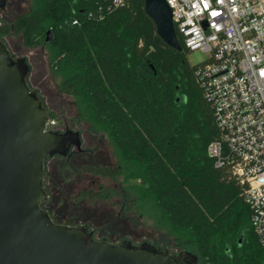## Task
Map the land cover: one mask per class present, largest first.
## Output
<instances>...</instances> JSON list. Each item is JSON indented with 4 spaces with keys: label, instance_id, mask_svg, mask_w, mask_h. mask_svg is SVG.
I'll return each mask as SVG.
<instances>
[{
    "label": "trees",
    "instance_id": "trees-1",
    "mask_svg": "<svg viewBox=\"0 0 264 264\" xmlns=\"http://www.w3.org/2000/svg\"><path fill=\"white\" fill-rule=\"evenodd\" d=\"M177 34L181 50L159 36L145 0L111 7L105 0H31L30 10L5 22L0 35L44 46L79 121L106 139L112 156L84 149L90 160L81 169L121 177L130 208L175 248L212 264H264L245 185L208 153L220 130L197 81L198 65L189 62L190 50ZM51 118L58 120L53 111ZM66 177L49 176L54 195ZM111 196L110 190L83 189L63 197Z\"/></svg>",
    "mask_w": 264,
    "mask_h": 264
},
{
    "label": "water",
    "instance_id": "water-1",
    "mask_svg": "<svg viewBox=\"0 0 264 264\" xmlns=\"http://www.w3.org/2000/svg\"><path fill=\"white\" fill-rule=\"evenodd\" d=\"M7 0H0V10ZM157 33L182 49L167 0H145ZM0 21V34L2 30ZM30 65L0 35V264H212L187 248L96 238L87 223L56 222L42 203L46 162L83 150L78 130L47 129L51 111L28 81Z\"/></svg>",
    "mask_w": 264,
    "mask_h": 264
},
{
    "label": "built area",
    "instance_id": "built-area-1",
    "mask_svg": "<svg viewBox=\"0 0 264 264\" xmlns=\"http://www.w3.org/2000/svg\"><path fill=\"white\" fill-rule=\"evenodd\" d=\"M120 6L129 0H105ZM197 64V81L214 111L220 137L208 146L245 185L251 224L264 248V0H167ZM58 120L50 118L47 129Z\"/></svg>",
    "mask_w": 264,
    "mask_h": 264
},
{
    "label": "rangeland",
    "instance_id": "rangeland-1",
    "mask_svg": "<svg viewBox=\"0 0 264 264\" xmlns=\"http://www.w3.org/2000/svg\"><path fill=\"white\" fill-rule=\"evenodd\" d=\"M30 8L31 0H8L5 8L0 10V21L2 23L12 21ZM3 38L15 57H26L30 65L28 81L43 96L47 109L56 113L60 129L78 130L82 137L83 149H87L92 154L102 150L112 156L106 139L100 133L91 131L88 122L79 121L78 108L74 99L61 90L50 68L47 49L42 45L27 47L20 35ZM206 57V54L200 50L190 51L188 54L189 62L193 65L203 63ZM88 151L76 154L71 159H57L53 156L46 162L45 188L50 196L42 205L50 210L52 216L63 223H87L96 238L107 237L114 242L122 239H129L136 243L149 241L170 251L179 250L162 231L140 218L130 208L127 202L128 189L121 177L114 179L81 169L79 164L90 160ZM51 175L58 179L67 175L65 183H60L58 190L61 192L56 195L50 187L49 176ZM83 189L110 190L112 196L105 201L90 198L64 200V193L77 194Z\"/></svg>",
    "mask_w": 264,
    "mask_h": 264
},
{
    "label": "flooded vegetation",
    "instance_id": "flooded-vegetation-1",
    "mask_svg": "<svg viewBox=\"0 0 264 264\" xmlns=\"http://www.w3.org/2000/svg\"><path fill=\"white\" fill-rule=\"evenodd\" d=\"M8 1V0H7ZM2 24H4V23H2ZM56 129H58V130H61L60 129V127L58 126ZM67 129V128H66ZM61 131H63V130H61ZM84 150V149H83ZM83 150H78L77 148H75V147H73L71 150H70V152H69V154L68 155H70V154H72V153H75V154H77L78 152H82ZM58 156V155H57ZM51 187V186H50ZM51 189H53V188H51ZM49 193V192H48ZM49 196H50V194H49ZM43 208H45L44 206H43ZM46 209V208H45ZM48 211H49V213H50V210L49 209H47ZM50 215L52 216V214L50 213ZM52 218H53V216H52Z\"/></svg>",
    "mask_w": 264,
    "mask_h": 264
}]
</instances>
